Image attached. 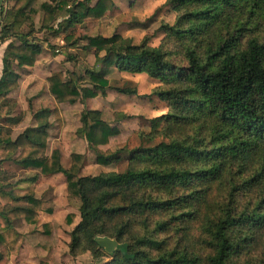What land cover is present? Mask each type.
<instances>
[{"label": "clouds", "instance_id": "1", "mask_svg": "<svg viewBox=\"0 0 264 264\" xmlns=\"http://www.w3.org/2000/svg\"><path fill=\"white\" fill-rule=\"evenodd\" d=\"M256 2L0 0V264H264Z\"/></svg>", "mask_w": 264, "mask_h": 264}, {"label": "trees", "instance_id": "2", "mask_svg": "<svg viewBox=\"0 0 264 264\" xmlns=\"http://www.w3.org/2000/svg\"><path fill=\"white\" fill-rule=\"evenodd\" d=\"M217 5H223L224 8L235 7L236 0H213ZM258 4V0L253 4V8ZM210 11H204L198 15L207 18L210 15ZM254 14V13H253ZM260 40H264V36H257L253 41V46L248 55L240 57L236 61L241 66L247 69L245 76L247 79L243 80L244 87L252 86L253 91L264 92V44L260 43ZM11 47V45H10ZM227 79V77H224ZM219 86V85H218ZM239 94H237L238 96ZM230 102V101H229ZM21 210V209H17Z\"/></svg>", "mask_w": 264, "mask_h": 264}, {"label": "water", "instance_id": "3", "mask_svg": "<svg viewBox=\"0 0 264 264\" xmlns=\"http://www.w3.org/2000/svg\"><path fill=\"white\" fill-rule=\"evenodd\" d=\"M101 243L107 245L110 249L115 247V241L112 240H103Z\"/></svg>", "mask_w": 264, "mask_h": 264}]
</instances>
